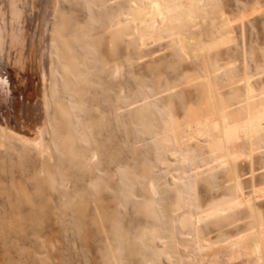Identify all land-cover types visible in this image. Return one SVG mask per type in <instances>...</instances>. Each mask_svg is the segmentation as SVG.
Returning <instances> with one entry per match:
<instances>
[{
  "label": "rangeland",
  "instance_id": "374dc122",
  "mask_svg": "<svg viewBox=\"0 0 264 264\" xmlns=\"http://www.w3.org/2000/svg\"><path fill=\"white\" fill-rule=\"evenodd\" d=\"M146 2L58 0L43 147L0 144V264H185L174 213L181 220L190 202L207 210L239 198L236 181L254 213L243 204L206 219L201 242L220 249L264 232V131L232 147L242 154L235 174L218 164L224 152L213 140L190 163L172 140L189 119L212 122L216 108L242 120L248 105L264 103V0L198 2L181 30L195 36L225 16L233 40L204 56L182 50L167 23L162 37L142 43L134 17ZM83 62L86 89L64 71ZM16 69L6 74L10 98L23 73ZM212 164L180 192L184 169ZM222 264L264 263L243 254Z\"/></svg>",
  "mask_w": 264,
  "mask_h": 264
},
{
  "label": "bare ground",
  "instance_id": "6f19581e",
  "mask_svg": "<svg viewBox=\"0 0 264 264\" xmlns=\"http://www.w3.org/2000/svg\"><path fill=\"white\" fill-rule=\"evenodd\" d=\"M200 1L188 0V3H183V0L167 2L147 0L145 6L134 17L142 43L146 39L162 37L159 28L161 22L167 23L172 28H178V42L181 49L192 54L204 56L211 49L233 41L230 22L225 16L218 19L212 18L209 29L205 31L202 29L195 36H189L181 30L185 21L193 19L196 15L194 12L197 9L196 4ZM194 6H196L195 9H193ZM57 10L58 0H0L1 146H5L7 139H14L22 145H31L36 149L41 150L43 147V127L46 123L45 98L52 90L53 59L50 50L53 47L57 48L54 44L57 42L55 33L58 32ZM142 25L148 30L147 36L143 32ZM70 55V49H67L66 57L70 59ZM11 65L18 68L15 70V75L18 74V70L23 71L19 75V85L16 87L15 83L13 85L16 90L11 93L13 98L8 96L11 88L8 75H6L8 66ZM64 71L65 73L73 72L74 77L79 80L82 78V89L87 88L88 79L83 78L89 73L87 64L83 62V67L80 68L74 63L72 69L71 66L65 64ZM66 78L69 79L68 75ZM246 91L247 94L251 92L248 83ZM216 115L217 117L212 122L203 121L199 117L189 119L186 121L185 127H187L174 132L172 140L178 146L180 162L185 163L187 161L190 163L209 153L205 141L213 140L215 149L224 152V157L219 160L218 164H226L235 174V162L242 154L234 152L232 147L242 139L248 138L249 140L262 130L264 131V103L260 101L257 105H248L242 120H230L228 114L221 108H216ZM16 126L17 130L14 129ZM214 167H216L215 164L206 165L204 168L196 167L193 170L184 169L180 179L182 184L180 192L190 188L189 185L195 178ZM236 185L240 191L239 198L227 200L207 210L197 209L195 204L190 202L183 206L184 213L181 220L178 218V212L174 213L173 225L177 234V249L179 248L185 264H222L243 254H253L264 263V232L260 229L251 235L240 236L220 249L201 242L199 226L206 219H211V217L243 204H247L250 211L254 213V207L250 204V199L242 192L238 181ZM152 190L156 193L154 186ZM212 247L215 248L214 252L211 251Z\"/></svg>",
  "mask_w": 264,
  "mask_h": 264
}]
</instances>
